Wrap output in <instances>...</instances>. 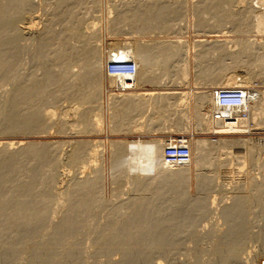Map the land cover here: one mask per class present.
Masks as SVG:
<instances>
[{"label": "bare ground", "instance_id": "6f19581e", "mask_svg": "<svg viewBox=\"0 0 264 264\" xmlns=\"http://www.w3.org/2000/svg\"><path fill=\"white\" fill-rule=\"evenodd\" d=\"M39 1L44 3V0ZM56 1L51 8L48 6L51 12H47V17L42 12L46 17L45 23H42L44 26H41L39 38L37 31L38 39L33 38L38 41L36 52L31 55L32 59L42 61L39 69L41 72L38 76L27 72L30 75L26 73L21 78V71L16 83L10 73L14 81L12 85L15 86L12 88L9 83L10 86L7 87L11 90L6 87L9 92L5 87L2 88L4 85L1 83L6 85L5 79L8 82L10 76L8 74L9 77L4 79L2 75H7L6 72L16 68L19 51L25 47L20 41L28 42L32 29L37 27L38 21L33 16L39 4L37 6L34 0H0V81L1 78L4 79V82H0V91L6 90V95L8 92L9 96L7 98L4 95V98L10 100V103L6 102L9 107L5 105L8 110L4 124L2 123L4 126L0 124L1 132L24 135L61 133L64 129L70 132L72 128L78 129L77 131L82 129L80 132L98 131L105 115V106L102 108L100 104L104 87L107 92V114L109 113L107 120L112 132L134 130V126L143 124L137 122L143 116L146 117L144 125L148 130L163 131L171 127L172 130L180 125L178 129L182 127L186 131L191 102L195 130L209 133L214 138L187 139L186 136H178L139 141L112 139L109 142V166L113 170V183L120 188L124 182H129L130 188L128 185L127 191L133 192L128 200H120L115 205L113 202L108 204L111 201L107 203L101 197L102 146L99 141L75 140L65 152L60 140L0 142V255L5 250L17 251L24 243L34 240V248H31L33 255L27 261L28 264H44L51 258V263H56L55 256L60 249L65 252L63 256L71 264H79L82 261L80 257L86 254L80 255L83 243L80 236L94 227V224L90 226L89 223V229L83 231L88 226L84 222L93 220L94 223L96 212L108 208L105 209L107 213L104 210L106 221L98 228L96 224V230H92L94 234L86 233L92 244L89 246L103 252L114 251L116 248L117 251L119 248L125 254V259L122 258L129 263L132 257L138 258L133 255L134 251L140 253V260H146L150 251L175 250L180 235L186 233L198 217L207 215L218 201L217 195L224 193L220 196L226 197L230 193L227 195L230 202H223L224 205L218 210V216L224 220L226 227L221 232H218V226L214 228L215 231L212 229L215 233L223 234L218 236L219 240L211 237L216 239L217 244L213 241L216 247L212 243L210 245L217 254L220 253L219 259L223 256L219 260L222 261L221 264H227L228 261L233 264L231 261L238 260L241 245L247 244L242 243L247 242L242 241L248 231L247 225L249 227L252 220L256 219L255 216L264 215V138L246 136L253 130L264 129V89L253 85L256 78L260 79L258 83L264 84V37H261L264 36V0H109L107 8L114 16L108 20V30L130 36L111 41L106 48L102 47L99 39L97 13L96 16L90 13L98 9L100 0ZM88 12L90 15L85 17ZM188 17L194 18L192 23L198 28L195 33L206 38H198L192 42L182 38V29L186 33L187 26L191 23ZM42 19L41 17L40 20ZM150 33L163 34L165 37L146 39V35H151ZM32 42L31 46L30 41L29 45L26 43L31 47V52L35 45ZM49 50L54 52L51 66L48 65L46 56ZM26 51L27 48L25 55L28 56L30 50L27 54ZM24 59L27 60L23 58L22 61ZM29 59L28 57V62L24 60L28 66ZM124 62L133 63V77L123 67H119L120 70L115 73L107 70L109 63ZM19 63L22 64L20 60ZM25 64L22 68L20 66L21 70ZM26 68L27 66L25 72ZM190 71L193 72L192 75ZM146 85H152L154 89H143ZM233 86L241 87L247 92L248 103L244 108L233 112L234 119H216L217 91ZM61 100L70 101L76 109L72 118L66 121L60 108L56 110L55 107H59ZM3 102L5 101L2 104ZM171 145L188 148L186 163H177L172 158H167L165 150ZM82 163L86 166H80ZM247 164L250 167L245 168ZM63 165L81 169L78 172L81 175L76 176L77 173H74L67 186L61 184L64 177L60 179L62 173L59 174ZM146 166L152 169L151 174L146 173ZM192 166L195 168L194 196L188 192ZM221 168L224 175L218 173ZM87 169L91 170L92 176L86 172ZM252 170L256 172L253 173ZM251 172L253 175H250ZM141 174L144 175L141 177ZM125 177H129V180L123 181ZM219 180H225L229 187ZM218 182L223 187L216 186L218 189H214L213 185H219ZM57 184L67 188L61 190L63 186L60 188ZM97 216L101 217L99 220H103V216ZM250 231L252 233L251 229ZM218 233L216 235H220ZM257 234L260 235L261 232ZM256 235L252 234L251 237H257ZM199 247L201 248V244ZM86 248L82 249L83 253ZM27 249H30L29 244ZM96 249L92 248V251ZM26 250L25 252L28 251ZM195 250L191 249V252ZM53 254L54 257H51ZM93 256L94 254L92 258ZM96 256L100 258V254ZM84 257L85 260L87 254ZM249 258L244 261H249ZM69 260H64V263L68 264ZM158 260L166 264L165 259ZM262 260L264 261V256L259 264H262Z\"/></svg>", "mask_w": 264, "mask_h": 264}, {"label": "rangeland", "instance_id": "374dc122", "mask_svg": "<svg viewBox=\"0 0 264 264\" xmlns=\"http://www.w3.org/2000/svg\"><path fill=\"white\" fill-rule=\"evenodd\" d=\"M35 1V3H37V6H38V4H39V6L36 8V13L34 14V16L33 17H35L34 19H36L37 21H38V23H37V27H38V25H39V27H38V29H37V27L35 26L33 29H32V32L35 34V36H34V34L31 32V35L33 36H30L28 39H30L29 41H30V43H29V41L28 40H26V41H28V42H25V41H23V40H21L20 42V44H22L23 43V47H24V45H25V47L28 49V51L30 52L29 53V55L27 56V55H25V50H26V48H25V50H24V48L22 49H20V51H19V53L20 54H18V60H17V64H19V65H17L16 64V68H17V71L19 72H17L15 69L16 68H14V70H15V72L16 73H18V75L15 73V75H14V70L13 71H10V72H6V74L7 75H5L4 74V76L2 75V78H6V76H8V74H9V76H10V73H11V76L13 75V77L15 78V76H16V79H14V78H12L11 76L9 77V79H8V82L6 81V79H5V83H6V85L3 83H1V85L3 86H1L2 88H4L5 87V89L6 90H8V89H10L11 90V88H9V87H7V85L8 86H10V84L9 83H11V86L10 87H12V86H15V84L14 85H12L13 83L12 82H14L15 80H17V77H18V80L20 79V75H21V78H22V76H26V75H30V74H33V73H35V75L36 76H38L39 75V72H41V70H39L40 69V66H41V63L40 62H42L41 60H39V59H32L33 57H32V55H34L35 54V52H36V48H37V45H36V43H37V41L38 40H33V38L35 37V38H37L36 37V31H37V36H38V38H39V35L41 34V30H42V27L44 26V24H42L45 20H44V18H46L48 15V11H50L51 12V9H49V7L51 6V5H55V0L54 1H52V2H50V0H47L48 2H46L45 0L43 1L44 3H42L41 1H39V0H34ZM37 1V2H36ZM40 3H39V2ZM108 1L109 0H100V5L98 6V9H100L99 11H98V9L97 10H95L94 11V13H93V11L92 12H90V13H92L93 15H95L96 13V18H97V20H99L98 21V23H97V26L99 27V30H100V32H99V39H100V42H101V44H102V47L103 48H106L107 47V45H108V43L109 42H111V41H118V40H123V39H126V38H128V36H130L129 34H122V33H111L109 30H108V28H109V22H108V20L110 19V18H112L114 15V13H110L109 11H108ZM112 1V0H111ZM113 1H115V0H113ZM116 1H118V0H116ZM190 1V0H189ZM47 4H50V5H47ZM56 2H58V0L56 1ZM41 4H45V5H47V7L44 5H41ZM41 6H43V8L41 7ZM49 6V7H48ZM39 7H40V9H42V11H40V9H39ZM47 8L49 9V10H47ZM51 8V7H50ZM45 9V10H44ZM38 10H39V12H38ZM47 10V11H46ZM44 11V15L46 14V17L42 14V12ZM46 11V12H45ZM85 11V10H84ZM48 12V13H47ZM90 13L88 12L87 13V16H86V13H85V17H88L89 15H90ZM36 14L38 15L37 17H36ZM41 14L44 16H41ZM92 16V15H91ZM112 16V17H111ZM41 17L43 18L42 20H40L41 19ZM189 19H190V25L189 26H187V32L185 33L184 31H186V30H184V28L182 29V33L180 34V35H182V38H184V39H187L189 42H192V41H194V40H197L198 38H206L205 36H202V34L200 35V33H195L196 32V29H198L197 27H195L194 25H193V23L192 22H194V20H192V19H194L193 17L191 18V17H188ZM45 23V22H44ZM67 23V22H66ZM67 24H69V23H67ZM43 25V26H42ZM42 26V27H41ZM41 27V28H40ZM57 27H58V25H57ZM108 27V28H107ZM194 28V29H193ZM40 29V30H39ZM193 30H195V31H193ZM39 32V33H38ZM185 33V34H184ZM151 34V33H150ZM153 34V33H152ZM146 35V39H149V38H161V37H165L163 34H159V35ZM150 36V37H149ZM184 36V37H183ZM261 37H264V36H261ZM259 38L260 40L262 39V38ZM34 38V39H35ZM37 38V39H38ZM32 39V40H31ZM33 41V42H32ZM31 42H32V44L35 42V45H36V47H35V45L32 47V50L34 51H32L31 52V47L29 48V46H27V45H29L30 44V46H31ZM25 43V44H24ZM26 43H27V45H26ZM29 43V44H28ZM35 47V48H34ZM23 50V51H22ZM28 51H26V54L28 53ZM22 52V53H21ZM24 53V54H23ZM34 53V54H33ZM21 54H23V56L21 55ZM32 54V55H31ZM24 55L26 56V57H24ZM52 55H54V52L52 51V50H49V52L47 53V57H48V59H47V63H48V65H52L53 63H52V61H51V58H52ZM20 57H22V58H20ZM28 57L30 58V59H32V61L29 59V66H28V64L26 63V62H28ZM23 58H27V60L26 59H24L23 61H22V59ZM19 60H20V62L22 63L21 65H20V63H19ZM31 61V62H30ZM24 62V63H23ZM27 65H26V64ZM25 64V66H27V68H26V72L24 71L25 70V66H24V68L21 70V68L23 67V65ZM20 66H21V68H20ZM20 68V69H19ZM20 71H19V70ZM29 71H28V70ZM21 71H23L22 73H21ZM13 72V73H12ZM27 72H29V73H27ZM32 72V73H31ZM239 73H241L240 71H238ZM21 73V74H20ZM27 73V74H26ZM191 75H192V71H190L189 72ZM24 74V75H23ZM26 74V75H25ZM1 78V81L0 82H2V80H3V82H4V79H2ZM14 80V81H12V79ZM17 80V81H18ZM256 81L253 83V85L254 86H257L259 89L261 88V89H264V84H260V83H258V81L260 80L259 78H256L255 79ZM17 81H15L14 83H16ZM105 85H106V83H105ZM260 86H262V87H260ZM8 89H7V88ZM145 88H143V89H154V86H152V85H146V86H144ZM190 87V86H189ZM13 88V87H12ZM104 89V90H103ZM103 89H102V99L100 100V104H101V107L102 108H104V106H105V115H104V117H103V124H102V126H101V129L100 130H98V131H95V130H92V131H90V132H80V130H82V129H79V131H77L78 129H75V128H72V129H70V132H67V131H69V130H66V129H64L63 130V132H61V133H55V132H48V133H34V134H30V133H25V135L24 134H21V133H18V134H12V133H6V132H1L2 131V129L0 130V142H9V141H13V142H15V141H18V140H22V141H56V140H60V141H62L61 143H62V148H63V152H65V150L67 151V149L70 147V144H72V142L73 141H75V140H96V141H99L100 143H101V146H102V150H101V154H102V161H101V165H102V172H101V174H102V182H101V194H102V199H104L105 200V202H109V201H111V203L109 202L108 204H113L114 203V205L115 204H118V203H120V200L122 201H124V200H128L129 199V197H131L132 195H133V192L132 191H127V190H129V188H130V184H129V182L128 183H126V182H124L123 184H122V186H120V188H118V187H116V184L115 183H113V173H112V167H110L111 166V157H110V146H109V142L112 140V139H125V140H132V141H139V140H143V139H154V138H162V139H167V138H176V137H178V136H183V137H185V138H187V139H190L191 137L192 138H196V137H206V138H214L213 136H211L209 133L208 134H205V133H201L199 130H195V127H194V121H193V116H192V104H191V102L189 103V107H190V111H189V122H188V127H187V130L186 131H184L183 129H182V127H181V129H178V128H180V125H178V127L177 128H173L172 130H171V128H168V130L166 131L165 129H163V131L162 130H154V131H151V130H148V128H146L145 127V125H144V122L146 121V117L145 116H143V117H141V118H138L137 119V122H141V123H143L142 125H138V126H134V130L132 129L131 131H119V132H112V131H110V127H109V123H108V120H107V115L109 114H107V92H106V89L103 87ZM184 89H188V88H184ZM0 90H2V89H0ZM4 90V89H3ZM6 90H4V92L3 91H0L1 93H0V109H2V106H3V108L5 107V105H6V107L9 105V103H10V100L8 101V100H6L5 98L7 97L8 98V96H9V93L7 92V94L8 95H6ZM9 91V90H8ZM10 92V91H9ZM3 94V95H2ZM2 95V96H1ZM6 97H5V96ZM2 97V98H1ZM5 97V98H4ZM3 98H4V100H3ZM5 101V102H3V104H2V101ZM62 101V102H61ZM60 101V103H59V101H58V103L61 105H59L58 103H56V105L58 104L59 105V107L58 106H55V107H57L56 108V110L58 109L59 110V108H60V112L64 115V118H65V121L67 120V119H71L72 118V116H73V114H74V111L76 110L75 108H74V106L71 104V102L70 101H63V100H61ZM6 102H9V103H6ZM6 103V104H5ZM62 103V104H61ZM8 104V105H7ZM5 107V108H6ZM9 107V106H8ZM7 107V108H8ZM5 109V111H4V109H2V114H0L1 115V117H0V124L2 125V123L4 124V122H3V120H5V114L7 113V110L8 109ZM1 112V111H0ZM4 112V113H3ZM2 117H3V119H2ZM2 119V120H1ZM69 121H71V120H69ZM1 125H0V127H1ZM2 126H4V125H2ZM52 129V128H51ZM171 131H170V130ZM52 130H54V129H52ZM51 131V130H50ZM75 131H77V132H75ZM21 134V135H20ZM27 134H29V135H27ZM250 135V136H249ZM249 135H246V136H248V137H251V138H264V129H258V130H253L252 131V133L251 134H249ZM170 136V137H169ZM110 158V159H109ZM110 165V166H109ZM80 166H86V164H84V163H82V164H80ZM247 166H249V164H247V165H245V168H247ZM148 166H146L145 168V171H146V173L148 172L149 174H151L152 173V169H150V167L149 168H147ZM250 167V166H249ZM248 167V168H249ZM62 169L60 170L59 169V174L60 173H62L61 175H60V179H62V177H64L63 178V180H62V183L61 184H63L64 186H67L68 185V180L70 179V177H73V174L75 173V175H76V173H77V175L76 176H79V174L80 173H78L79 172V170H81V169H78V168H74V166H68V165H63L62 167H61ZM76 169V170H75ZM149 169V170H148ZM206 168H204V170H205ZM90 169H87L86 170V172L90 175V176H92L93 174L91 173L90 174V171H89ZM194 170H195V168H194V166H192L191 168H190V171H191V179H190V183H189V194L191 195V196H194L196 193V185H195V172H194ZM233 170V169H232ZM60 171H62V172H60ZM206 171V170H205ZM251 171V170H250ZM252 172L254 173V172H256L255 170H252ZM251 172V173H252ZM218 173H220L221 175H224L225 174V172H224V170H223V168H221L220 170H219V172ZM250 173V175H253V173L251 174ZM81 175V174H80ZM144 174H141L140 176L142 177ZM245 176V175H244ZM75 177V176H74ZM126 179H127V177H125V178H123V181H126ZM129 180V177H128V179H127V181ZM222 181H224V182H222ZM219 182H221V184H225L226 183V181L225 180H219ZM218 182V183H219ZM125 183H126V185H125ZM63 185H60V184H57V186H60V188H62V186ZM129 185V188H127V186ZM226 185H227V183H226ZM63 186V188L61 189V190H65L67 187H64ZM216 186H222L223 187V185H220V183H219V185H216V183H215V185H213V187H214V189H218V187H216ZM228 186V185H227ZM226 186V187H227ZM115 187V188H114ZM216 187V188H215ZM219 187V188H220ZM229 187V186H228ZM122 188H124V189H122ZM127 188V189H126ZM117 190V191H116ZM131 190V189H130ZM114 191V192H113ZM127 193H126V192ZM113 193H115V194H113ZM123 193H124V195H123ZM129 193V194H128ZM224 193H222V194H220L221 196L223 195ZM113 195H116V196H113ZM122 195V196H121ZM219 195V194H218ZM217 195V199H218V201L216 200V203H217V207L218 208H216V203H214V207L212 206L210 209H209V211L206 213L207 215L205 216H202V217H198V219L196 220V223H194L193 224V226H191L190 228H192V229H188V230H190V232L188 231V230H186L185 232L186 233H182L181 235H180V237H179V244L177 245V247L175 248V250L172 248V249H168V250H165V251H163L164 252V254H163V252H161V254H160V252H158V251H150L149 253H148V255L146 256V260H140L139 259V254L137 253V251H134L133 253H135V254H133V255H137V257L138 258H136L135 256L134 257H132V255L131 256H129L130 258H131V262L129 263V261H126L125 262V254H124V251L122 250V251H120L119 250V248H118V250L116 251V249L114 250V251H116V252H114V251H112V250H109V251H98L96 248H94V247H92L93 249H96V250H93L94 251V253H93V251H92V248L89 246L91 243L89 242V239H88V237L89 236H87L86 235V233L88 234V235H92V234H94L93 233V231L94 230H96V228H98L99 227V225L101 224H103L105 221H106V213L108 212L107 210H105V209H108V208H105V209H99L97 212H99L98 214H99V216H103V220H99L100 218H98V214H97V212H96V214L94 215V217L93 218H95V221H94V223H92V221L93 220H90L89 222H84L85 223V225L86 224H88V226L86 225V229L84 228V230L83 231H85V230H88L89 228L88 227H90L91 225H93L94 224V227L96 226V224H97V227L96 228H94L93 226L91 227V229H89V231H85V232H83L82 233V235L80 236L81 238H83V240H82V242L84 243H82V249L84 248V247H89V250H87V248H86V250H87V252H85L86 250H83L84 251V253L82 252V249H81V251H80V255L81 254H87V257H89V258H87L86 257V259L84 260V256H86V254L84 255V256H82V257H80V260L82 259V261L81 262H83V263H81L80 261V263L81 264H110L109 262H111V264H120L122 261L124 262H122L121 264H163V263H161L158 259H162V260H167V261H165L164 260V262H166V264H168V262H169V264H172V262H173V264H175V263H179V264H196V262H198V261H200V262H204L203 264H208V263H212L213 264V262L214 263H216V264H221V262L222 261H219V260H221V258L223 257V256H221V258L219 259V257H220V253H218L217 254V252L215 251V248L214 247H211L214 243H213V241H215V244H217L216 243V239H214V238H217V240H219L218 239V236H221L222 234H223V232H222V234L221 233H218L219 231L221 232V230H223L224 231V229H225V227H226V224L224 223V220L221 218V217H219L218 215V210H220L219 208H221V206L222 205H224V204H226L227 202L229 203L230 202V198H228L227 197V195H230V193H228L227 195H226V197L225 196H223V197H221L220 195L218 196ZM206 197H207V194L205 195ZM115 197V198H114ZM120 197V198H119ZM113 198V199H112ZM223 200H222V199ZM119 199V200H118ZM208 199H210V198H208ZM220 199V200H219ZM222 200V201H221ZM224 200H226V201H224ZM220 201V202H219ZM113 202V203H112ZM224 202V204H222ZM220 205V206H219ZM65 208V207H64ZM63 207H62V209H64ZM213 208H216V209H213ZM104 210H105V212L106 213H104ZM213 212H212V211ZM100 212H101V214H100ZM217 212V213H216ZM216 213V214H215ZM61 214V213H60ZM59 214V215H60ZM209 214H211L212 216H210ZM58 215V216H59ZM105 215V216H104ZM214 215H215V217H214ZM57 216V217H58ZM61 217H62V215H60ZM209 216V217H208ZM264 215H257V216H255V218L256 219H253L251 222V224H249V227L250 226H252V227H248V225H247V229H246V231L247 232H245V234H246V236H247V234L250 236H247V237H249V238H247L245 235V237H243L242 238V241L243 240H247V242H242V243H247V244H242L241 246V248H240V250L241 251H239V257H238V260L236 259V260H234V261H231V263H233V264H259V262H260V260L262 259V257L264 256V250H262V249H264V247H262L261 245L264 243L263 241H264V233L262 234V231L264 232V217H263ZM56 217V218H57ZM213 217V218H212ZM209 218H211V219H209ZM215 218V219H214ZM220 218V219H219ZM260 218H263L261 221L259 220ZM60 218H58V220H59ZM203 219V220H202ZM257 219H258V221H257ZM58 220H56V221H58ZM97 220H99V221H97ZM202 220V221H201ZM204 220H206V221H204ZM210 220V221H209ZM211 220H212V222H211ZM222 220V221H221ZM255 220V221H254ZM198 221H200V222H198ZM204 221V222H203ZM219 221H221L220 223H219ZM97 222V223H96ZM99 222H101V223H99ZM198 222V223H197ZM210 222V223H209ZM258 222V223H257ZM89 223H90V226H89ZM204 223V224H203ZM224 225H223V224ZM256 225H255V224ZM202 224V225H201ZM207 224V225H206ZM216 224V225H215ZM219 224H220V226H219ZM222 224V225H221ZM85 225H83L84 227H85ZM100 225V226H101ZM204 225V226H203ZM206 225V226H205ZM212 226V228H211V226ZM215 225V227H213ZM261 225V226H260ZM196 226H198V227H196ZM200 226H201V228H200ZM209 228H211V229H209ZM218 226V227H217ZM223 226V227H222ZM216 227H217V229H220V230H218V232H214L215 230H214V228L216 229ZM220 227V228H219ZM88 228V229H87ZM194 228V229H193ZM197 228V229H196ZM249 228V229H248ZM94 229V230H93ZM196 229V230H195ZM199 229V230H198ZM214 231H213V230ZM250 229L252 230V233H249V231H250ZM93 230V231H92ZM195 231L194 233L192 232V231ZM204 230V231H203ZM261 230V231H260ZM196 231H198L197 233H196ZM203 231V232H202ZM212 231H213V233H212ZM189 232V233H188ZM191 232H192V234H191ZM200 232V234H198ZM251 232V231H250ZM261 232V234L260 235H262V237L259 235V234H257V233H260ZM209 233H211L210 234V236H209ZM220 234V235H216V234ZM186 234V235H185ZM187 234H189L188 236H187ZM204 234H205V236H204ZM213 234V235H212ZM251 234V235H250ZM252 234L255 236L256 234V236L257 237H251L252 236ZM84 235V237H82ZM86 235V236H85ZM214 235H216V236H214ZM207 236V237H206ZM260 238H259V237ZM45 238H46V236H44ZM87 237V238H86ZM205 239H204V238ZM211 237H214V238H211ZM192 238V239H191ZM200 238H202L203 239V241L200 239ZM257 238H259V240L257 239ZM263 238V239H262ZM214 239V240H213ZM249 239V240H248ZM256 239H257V242H256ZM184 240V241H183ZM210 240H211V242H210ZM254 240V241H253ZM262 240V241H261ZM88 241V242H87ZM182 241V242H181ZM198 243H197V242ZM208 241H209V245H210V243H212V245H208ZM248 241H249V243H248ZM33 242V243H32ZM86 242V243H85ZM194 242H196V243H194ZM204 242V244L202 245V243ZM218 242V241H217ZM35 243V241L33 240H31V241H29V242H26V243H24L23 244V246L22 247H20L21 249H19L18 248V250L16 251V250H14V251H12V250H8V251H6L5 250V252L3 253V255H0V264H15V263H17L18 264V262H19V264H23V262H24V264H28V262L30 261V256L32 257V255H33V246L35 245L34 244ZM181 243V244H180ZM201 244V248L199 247V245ZM252 243V244H251ZM253 243H255V244H253ZM258 243V244H257ZM260 243H262L261 245H260ZM28 244L30 245V249H27L28 248ZM31 244H33L32 246H31ZM191 244V245H190ZM195 244V245H194ZM215 244H214V246H215ZM27 245V246H26ZM87 245V246H86ZM92 245V244H91ZM245 247H244V246ZM250 245V246H249ZM264 245V244H263ZM84 246V247H83ZM94 246V245H93ZM193 246V248H191ZM204 246V247H203ZM211 247L210 249H208L209 247ZM251 246H252V248H251ZM256 246V247H255ZM257 246H258V250H257ZM23 247H26V248H24L23 249ZM187 247V248H186ZM197 247V248H196ZM199 247V248H198ZM216 247V246H215ZM32 248V249H31ZM90 248H91V250H90ZM203 248H204V250H203ZM242 248H244V250L242 249ZM246 248V249H245ZM28 251H27V250ZM121 249V248H120ZM191 249L192 250H195V252L193 251V252H191ZM198 249H202V250H198ZM250 249V250H249ZM23 250V251H22ZM25 250L28 252H25ZM29 250H31V251H29ZM60 250H61V252H60ZM57 253H56V256H55V258H57V259H55L54 261L57 263V262H59L60 264L61 263H63V264H66V263H64V260L65 261H68L69 259H67L66 260V258H65V256H63V255H65V252L62 250V249H60ZM170 250V251H169ZM209 250H211V252L209 251ZM213 250V251H212ZM253 250H256L257 251V253H256V251H253ZM120 251V252H119ZM202 251V252H201ZM206 251H209L211 254H212V256L210 257V255L208 254L209 252H207L206 253ZM251 251H252V253H251ZM12 254H11V253ZM14 252V253H13ZM15 252H18V254L17 253H15ZM19 252H20V254H19ZM25 252V253H24ZM60 252V254H58ZM64 252V253H63ZM89 252H90V256H89ZM91 252L94 254V256H93V258H92V255H91ZM97 252H99V253H97ZM101 252V253H100ZM121 252L123 253V254H121ZM178 252H179V254H178ZM201 252V253H200ZM216 252V253H215ZM242 252H245V253H241ZM6 253H8V255H6ZM30 253H32V254H30ZM63 253V254H62ZM106 255H109V256H111V257H109V256H106ZM118 253L121 255H118ZM137 253V254H136ZM206 253V254H205ZM215 255H214V254ZM251 253V254H250ZM253 253H254V255H255V253H256V257L253 255ZM0 254H2V253H0ZM15 254V255H14ZM25 254H26V257H24L25 256ZM62 254V255H61ZM97 254H100V258H99V256H96ZM163 254V255H162ZM186 254V255H185ZM244 254H245V257H244ZM10 255V256H9ZM29 255V256H28ZM54 255L55 254H53V256H51V257H54ZM103 255V256H102ZM104 255H105V257H104ZM158 255V256H157ZM183 255H184V257H183ZM214 255V256H213ZM216 255H219V256H217L218 257V259H217V257L216 258H214ZM246 255H247V257H246ZM3 256V257H2ZM8 256V257H7ZM17 256V257H16ZM28 256V257H27ZM118 256H119V258H118ZM190 256H191V258H190ZM242 257V260H241V257ZM251 257V258H253V259H251V258H249V257ZM254 256V257H253ZM24 257V258H23ZM98 257V258H97ZM124 259H123V258ZM152 257H154V258H152ZM189 257V258H188ZM194 257V258H193ZM225 257V256H224ZM260 257V258H259ZM4 258V259H3ZM7 258V259H6ZM13 258V259H12ZM15 258V259H14ZM18 258V259H17ZM22 258V259H21ZM30 258V259H29ZM102 258H103V261H102ZM113 259L114 260V262H113V260L111 261L110 259ZM133 258H134V260H138L137 262L136 261H134L133 260ZM136 258V259H135ZM147 258L148 259H150V260H147ZM171 258V259H170ZM200 258V259H199ZM247 258H249L251 261H253L252 263L251 262H249V261H247L248 259ZM29 259V260H28ZM88 259H90V260H88ZM96 259V260H95ZM99 259V260H98ZM106 259V260H105ZM117 259H118V261H117ZM120 259H122V260H120ZM193 259V260H192ZM195 259H196V262H195ZM199 259V260H198ZM223 259V258H222ZM240 259V260H239ZM245 259H247L246 261H244ZM14 260V261H13ZM18 260H20V261H18ZM24 260H26V262L24 261ZM53 261V259L51 258L50 259V261L48 260L46 263H44V264H49V262H50V264H56V263H51L52 261ZM93 260V261H92ZM108 260V261H107ZM116 260V261H115ZM178 260V261H177ZM198 260V261H197ZM216 260H218V261H216ZM16 261V262H15ZM28 261V262H27ZM62 261V262H61ZM99 261V262H98ZM106 261H107V263H106ZM177 261V262H176ZM208 261H211V262H208ZM263 261V260H262ZM8 262H10V263H8ZM21 262V263H20ZM71 261L69 260V263L68 264H71L70 263ZM89 262V263H88ZM90 262H92V263H90ZM104 262V263H103ZM171 262V263H170ZM184 262V263H183ZM229 263H230V261H228ZM227 262V264H229ZM244 262V263H243ZM246 262V263H245ZM255 262V263H254ZM59 263H57V264H59ZM79 263V264H80ZM202 263H197V264H202Z\"/></svg>", "mask_w": 264, "mask_h": 264}, {"label": "built area", "instance_id": "2783aa9c", "mask_svg": "<svg viewBox=\"0 0 264 264\" xmlns=\"http://www.w3.org/2000/svg\"><path fill=\"white\" fill-rule=\"evenodd\" d=\"M119 67L128 70V75L132 77L134 76L135 67L131 62L109 63V65H107V70L110 73H115V71L120 70ZM217 98L218 109L215 111L214 117L216 119L220 118L223 121L234 119L235 114L233 112L244 108L249 100L247 92L238 86L220 88L217 91ZM165 153L167 158H172L171 160L177 163H186L189 150L186 146L171 145L166 147Z\"/></svg>", "mask_w": 264, "mask_h": 264}, {"label": "water", "instance_id": "95a60500", "mask_svg": "<svg viewBox=\"0 0 264 264\" xmlns=\"http://www.w3.org/2000/svg\"><path fill=\"white\" fill-rule=\"evenodd\" d=\"M262 264H264V261L262 262Z\"/></svg>", "mask_w": 264, "mask_h": 264}]
</instances>
